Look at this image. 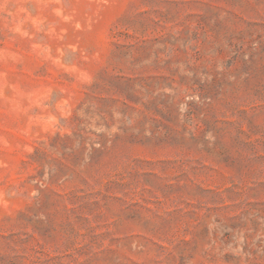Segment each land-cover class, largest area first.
<instances>
[{"label":"rangeland","instance_id":"rangeland-1","mask_svg":"<svg viewBox=\"0 0 264 264\" xmlns=\"http://www.w3.org/2000/svg\"><path fill=\"white\" fill-rule=\"evenodd\" d=\"M0 264H264V0H0Z\"/></svg>","mask_w":264,"mask_h":264}]
</instances>
